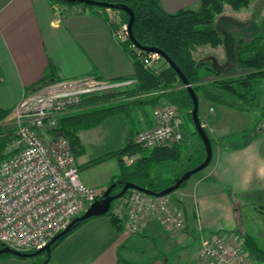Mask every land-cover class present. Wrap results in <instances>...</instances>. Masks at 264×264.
<instances>
[{
    "label": "crops",
    "instance_id": "1",
    "mask_svg": "<svg viewBox=\"0 0 264 264\" xmlns=\"http://www.w3.org/2000/svg\"><path fill=\"white\" fill-rule=\"evenodd\" d=\"M199 1L159 0L167 13L196 9ZM108 13L81 5H51L47 0H0V109H11L37 86L48 65L54 69L52 76L58 79L90 74L108 80L132 76L134 61L116 42ZM222 29L219 31L224 46L227 31ZM202 62L220 66L215 57ZM155 65L163 64L159 61ZM262 88L264 91V80ZM198 103V116L200 108L202 114L199 119L201 123L210 122L208 129L213 133L209 137L213 142L212 157L207 167L172 193L182 209L183 226L169 230L152 222L138 233H129L124 228L116 231L107 216L92 217L51 250L50 264H195L200 237L212 232L224 234L248 257L243 242L245 235L264 250V226L260 221L264 212V120H259L257 113L211 105L201 96ZM209 108L213 109L212 114ZM135 115L131 130H121L123 140L153 125L149 108L137 110ZM115 117H108L102 123ZM102 123L77 133L82 151L75 157L76 163L81 180L92 188H99L105 179L108 183L116 175L103 172L98 176L91 171L95 167L103 170L102 165L109 160L83 167L96 158L83 161L85 139L92 136L90 132L94 129L93 134L99 135L97 130L103 127ZM248 126L253 128L252 134L232 142ZM190 141V151L178 163L182 169L204 154L199 140ZM136 156H131L129 162Z\"/></svg>",
    "mask_w": 264,
    "mask_h": 264
},
{
    "label": "built area",
    "instance_id": "2",
    "mask_svg": "<svg viewBox=\"0 0 264 264\" xmlns=\"http://www.w3.org/2000/svg\"><path fill=\"white\" fill-rule=\"evenodd\" d=\"M107 12L108 23L115 26L112 34L116 42H127L126 23H121L116 13ZM160 59L151 52L140 57L146 67ZM134 82L131 78L108 80L92 74L58 79L38 84L9 110L3 124L13 130L5 137L6 157L0 161V246L22 253L41 249L101 197L100 190L81 180L67 139L50 132L61 117L122 101L117 93ZM152 110L153 125L139 130L134 142L147 150L181 142L183 117L177 108L159 104ZM121 200L123 211L121 208L114 213L129 233H138L152 222L169 230L183 226L182 209L171 194L152 196L129 190ZM195 264L256 263L224 234L212 232L200 237Z\"/></svg>",
    "mask_w": 264,
    "mask_h": 264
},
{
    "label": "trees",
    "instance_id": "3",
    "mask_svg": "<svg viewBox=\"0 0 264 264\" xmlns=\"http://www.w3.org/2000/svg\"><path fill=\"white\" fill-rule=\"evenodd\" d=\"M47 1L51 5L53 3L81 5L92 10H100L105 14H107V11H111L118 15L121 23H126L128 20L126 13L115 9L67 2L65 0ZM94 1L128 6L134 14L132 34L138 45L156 47L162 50L183 73L197 97L201 96L207 103L214 106H224L244 113H257L259 120H264V91L262 88L264 80V17L260 20L257 33L249 40L235 39L233 41L234 69L236 71L242 70L241 73L232 71V73L221 74L213 66H204L205 63L210 62H198L194 55L196 48L199 46L215 48L223 44L215 19L221 13L224 5H229L232 9L238 10L247 6L252 0H200L196 9H179L173 13L165 12L159 0ZM109 25L111 28L115 27L112 23ZM120 45L134 61V73L126 78L135 81L131 87L117 93L119 97H123L122 101L116 104L92 107L61 117L58 119L57 127L50 132L51 135L65 137L75 157L80 155L82 151L77 135L80 130L92 129L100 125L104 119L113 115L124 114L126 109L129 108H152L159 104L161 100H165L166 103L177 108L192 123L190 116L191 98L175 71L162 58L160 59L162 66L153 64L151 67H146L140 57L149 52L139 51L131 45L129 40ZM53 72L52 66L48 65L39 84L58 80V78L52 76ZM206 74H211L212 78H208ZM107 97L93 98V100H103ZM8 113L9 110L0 109V161L6 157L3 153L5 137L11 135L13 130L12 127L3 124ZM193 134L201 142L195 129ZM209 139L212 146V140ZM134 155L138 156L134 161L129 162L131 156ZM180 155V148L177 144L147 150L131 140L121 148L90 160L83 167L94 166L115 158L118 162L119 172L109 182V184L115 183L111 194L117 193L125 182L159 192L173 184L175 179L182 173L198 165L204 158L203 154L199 160L188 163L187 167L181 169L173 178L164 179L160 181L161 185H158L155 181L157 178L155 172L170 161L179 162ZM124 156L128 157L129 163H124L122 159ZM185 183L186 181L180 187L184 186ZM128 192L129 190L121 197L114 199L111 202L109 211L104 215L109 218L116 231L123 229V223L113 212L114 203L125 198ZM86 220L76 222L68 233L51 244L50 250ZM243 242L249 259L256 264H264V250L257 246L248 235L243 237ZM42 254H44V258H37V261H34L33 264H43L45 260H47V264H50V258L47 254L41 253L40 255Z\"/></svg>",
    "mask_w": 264,
    "mask_h": 264
},
{
    "label": "rangeland",
    "instance_id": "4",
    "mask_svg": "<svg viewBox=\"0 0 264 264\" xmlns=\"http://www.w3.org/2000/svg\"><path fill=\"white\" fill-rule=\"evenodd\" d=\"M263 17H264V0H252L248 3L247 6L241 7L238 10L232 9L229 5H224L221 13L216 16L215 24L218 30L223 31L222 29L223 27L224 30L227 31V34H225L226 42H227L225 43L226 45L223 46L221 44L219 45V47H215V48H211L209 46H202V47L199 46L198 48H196V51L194 52L196 60L198 62L199 61L202 62L206 58L215 57L219 60L220 66L215 65L216 66L215 67L211 62L205 63L204 66L206 67L214 66V68H216L218 72L221 74L232 73V71L241 73L242 70L236 71L234 69L235 67H234V62H233V41L235 39L237 40L241 39L242 41L249 40L250 37L254 36L257 33V28L259 27L258 25L260 23V20ZM206 76H208V78H212L211 74H206ZM119 102L120 101H117V103ZM159 104H162V103H159ZM159 104H156V105H159ZM163 104H168V103H163ZM155 106H153L152 108H149L151 114L153 112L152 109ZM145 109L147 110L148 108H145ZM137 110L142 111L143 109H140L138 107L132 108V109L129 108V109H126L124 114L115 115L116 119L113 120L112 118L109 121H105L104 123H102L103 127L97 130V133H99V135L93 134L96 129L91 131L90 134H92V136L91 137L87 136L85 139L88 143L85 142L86 156L83 161H87L89 159L97 157L98 155H101L102 153H105L107 151L114 150L119 146L127 144L131 140L134 141L135 137H133L132 132L130 136H128L126 139L123 140L122 136L124 135L121 130L123 128L129 129L131 127V125L133 124V120H135L136 118L135 113L137 112ZM210 113L212 114V112ZM199 116L200 117L202 116L201 108L199 110ZM183 118H184L183 125H182L183 139L181 140V142L177 143V145H179L180 152H181V155L179 156V162L170 161L166 163V165H164L163 167L159 168L157 172H155L157 175V178L155 179V181L158 185H161L160 181L164 179L173 178L174 175L182 169L179 167L178 163L180 162L182 163L186 156V153L190 151V142H191L190 139L193 138V139L198 140L196 135L193 134V130H194L193 124L189 121V119L186 116H184ZM212 119L213 117H211L210 120L212 121ZM202 123H203L204 129L207 132L208 136L213 137L212 135L213 133L209 131L208 129L210 128L209 126L210 122L208 123L203 120ZM107 126L110 128H106ZM249 127L250 126H248V129L245 130L244 133L240 134L237 138H234L232 142H237L241 139H244V136L251 135L253 128H249ZM122 159L124 163H129L128 157L124 156ZM187 165L188 164H186L185 167H187ZM102 166H103V170L101 169V171L98 170L100 167H95L94 169H91V171H93V173H96V175L98 176L102 175L103 172L105 174L109 173L112 175L117 174L119 172L118 162L115 160V158L107 161V163H105V165H102ZM109 182L107 183V179H105L104 182H102L100 186L99 185L97 186L99 187L97 189L103 192L104 189L109 185ZM255 201L257 202L258 199L256 198ZM113 208H114L113 210H116V211L118 209L121 210L122 208V211H123V208H124L123 200L116 201L114 203ZM260 215H261L260 221L263 227L264 226V222H263L264 212ZM51 257H52V252L50 250L49 258ZM37 258H44V254L35 256V257L22 258V257L13 256L8 253H4L0 255V264H33L34 261H37ZM46 264H47V261H46Z\"/></svg>",
    "mask_w": 264,
    "mask_h": 264
},
{
    "label": "water",
    "instance_id": "5",
    "mask_svg": "<svg viewBox=\"0 0 264 264\" xmlns=\"http://www.w3.org/2000/svg\"><path fill=\"white\" fill-rule=\"evenodd\" d=\"M65 1L83 3V4H87V5H91V6H95V7H103V8H107V9H115V10H119V11H122V12L127 14L128 20L126 22V30H127L128 39H129L131 45L133 47H135L136 49H138L139 51L157 53L175 71V73L178 76V78L180 79L183 87L188 92V94L191 98V102H192V108L190 110L191 121H192L193 127H194L198 137L200 138V140L203 144L204 158L198 165H196L193 168L188 169L184 173H182L177 179H175L173 184L163 188L159 192H154V191L142 188L140 186H137L134 183L125 182L122 184L120 190L117 193L111 194L113 188L115 187V183L109 184L104 189V191L102 192V195L100 198L96 199L91 204H89L86 207V209L80 215L73 218L63 230H61L58 234H56L41 249L35 250L33 252H30V253H22V252H19L17 250H13L6 245H1L0 246V255L4 254V253H8V254H11V255L16 256V257L25 258V257H34V256L40 255L41 253H45L49 257L51 244L53 242H55L59 237L68 233L69 230L71 229V227L76 222H82V221L89 219V218H92V217L105 215L109 211L111 202L114 199L121 197L126 191L136 190V191H140V192H143L147 195H152V196L168 195L170 193H173L176 189H178L180 187V185L183 182L187 181L192 175L200 172L205 167H207V165L209 164L211 157H212V146L210 143L209 136L204 131V127L201 124V121H200L199 116H198V104L199 103H198L197 95L194 93L191 85L189 84L187 79L184 77V75L180 71V69L175 65V63L162 50H160L159 48H156V47H144V46L138 45V43L135 41L133 34H132V23L134 20L133 11L128 6L123 5V4L113 5L111 3L94 1V0H65ZM46 261L47 260H45L44 264H46Z\"/></svg>",
    "mask_w": 264,
    "mask_h": 264
}]
</instances>
